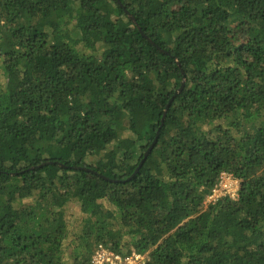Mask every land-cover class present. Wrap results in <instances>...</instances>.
Segmentation results:
<instances>
[{
    "label": "trees",
    "instance_id": "16d2710c",
    "mask_svg": "<svg viewBox=\"0 0 264 264\" xmlns=\"http://www.w3.org/2000/svg\"><path fill=\"white\" fill-rule=\"evenodd\" d=\"M100 245L264 264V0H0V264Z\"/></svg>",
    "mask_w": 264,
    "mask_h": 264
},
{
    "label": "built area",
    "instance_id": "2783aa9c",
    "mask_svg": "<svg viewBox=\"0 0 264 264\" xmlns=\"http://www.w3.org/2000/svg\"><path fill=\"white\" fill-rule=\"evenodd\" d=\"M240 186V181L234 176L222 173L219 183L206 197V203H216L225 196L238 198ZM91 264H148V256L133 249L130 253L120 254L100 245L92 256Z\"/></svg>",
    "mask_w": 264,
    "mask_h": 264
},
{
    "label": "rangeland",
    "instance_id": "374dc122",
    "mask_svg": "<svg viewBox=\"0 0 264 264\" xmlns=\"http://www.w3.org/2000/svg\"><path fill=\"white\" fill-rule=\"evenodd\" d=\"M31 200H25L24 203H28ZM17 204L16 206H18ZM64 212L67 216V220L71 223L72 230H78L81 226L85 215L82 213L81 204L77 201H70L64 208Z\"/></svg>",
    "mask_w": 264,
    "mask_h": 264
},
{
    "label": "water",
    "instance_id": "95a60500",
    "mask_svg": "<svg viewBox=\"0 0 264 264\" xmlns=\"http://www.w3.org/2000/svg\"><path fill=\"white\" fill-rule=\"evenodd\" d=\"M132 18V17H131ZM151 151V148H150V150H148V152L146 153V157L148 156V154H149V152Z\"/></svg>",
    "mask_w": 264,
    "mask_h": 264
}]
</instances>
